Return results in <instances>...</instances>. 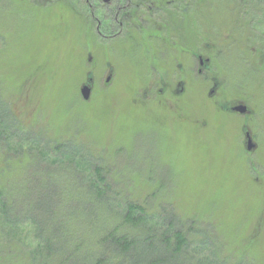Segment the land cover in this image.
<instances>
[{
	"label": "rangeland",
	"instance_id": "obj_1",
	"mask_svg": "<svg viewBox=\"0 0 264 264\" xmlns=\"http://www.w3.org/2000/svg\"><path fill=\"white\" fill-rule=\"evenodd\" d=\"M84 2L0 0V102L15 116L5 133L10 136L7 147L6 137H0V167L4 152L20 142L45 157L32 173L27 169L17 179L24 189L15 190L14 198L10 191L4 197L7 202L13 198L9 202L15 207L5 213L8 222L0 211V264H29L39 235L53 247L57 262L91 264L97 254L113 248L98 242L105 232L116 228L139 237L158 235L169 227L171 210L194 242L164 264H264V152L242 156L226 120L216 123L219 134L211 130L207 82L196 97L189 88L176 98L173 84L172 91L150 95V75L124 68L131 62L119 59L131 56L125 48L113 54L122 68L107 83L106 70L97 63L102 54H92L89 61L86 51H93L92 46L84 49ZM192 3L200 4L194 18L201 25L213 23L225 30L241 5L247 18L257 15L264 24V0ZM189 17L182 29L191 41ZM227 81L229 99L241 96L238 87L244 83L247 98L256 104L255 72L229 75ZM83 85L90 88L87 99L81 94ZM199 110L205 126L196 123ZM15 118L22 120L20 131ZM57 142L72 145L64 151L75 149L77 156L90 152L102 157L106 180L114 182L97 204L89 203V177H77L68 166H51L49 146ZM129 202L144 209L136 213L142 221L134 228L121 221ZM134 251L129 255L143 262L164 255L139 245Z\"/></svg>",
	"mask_w": 264,
	"mask_h": 264
},
{
	"label": "flooded vegetation",
	"instance_id": "obj_2",
	"mask_svg": "<svg viewBox=\"0 0 264 264\" xmlns=\"http://www.w3.org/2000/svg\"><path fill=\"white\" fill-rule=\"evenodd\" d=\"M193 1L85 0L84 49L90 46L93 49L86 51L87 59L91 61L92 54H102L97 60L98 68L104 67L105 81L109 83L111 76L122 68L113 54L116 50L128 49L131 56L119 59L126 64L131 62L124 68L150 75L147 85L150 95L172 91L173 84L176 98L184 96L189 88L188 92L191 90L196 97L207 82L206 96L212 106V118L208 122L211 130L214 127L213 132L219 134L221 131L216 125L226 120L233 127L234 144L242 156L249 157L259 150L264 152L263 19L255 18L257 15L247 18L249 14L241 5V13L225 30L213 23L201 25L199 18H194L200 15V4ZM189 16H193L191 41L182 29L190 23ZM94 43L98 45L94 47ZM103 58L108 60L104 62ZM251 70L257 74L259 83L256 104L247 98L244 83L238 87L241 96L236 94L234 99H229L228 76H240ZM198 114L196 123L205 126L207 121L198 119L201 110Z\"/></svg>",
	"mask_w": 264,
	"mask_h": 264
},
{
	"label": "trees",
	"instance_id": "obj_3",
	"mask_svg": "<svg viewBox=\"0 0 264 264\" xmlns=\"http://www.w3.org/2000/svg\"><path fill=\"white\" fill-rule=\"evenodd\" d=\"M0 103V137H6V143L3 144L7 147L10 143V136H6L5 133L8 129L9 123H11V120H14L13 117L15 116L13 115L14 112L12 111V109H10L11 107L7 108L4 102ZM16 120L19 121L17 123L19 124L20 131L23 125L22 120H20L19 118H17ZM21 144L22 142H20L17 147L8 148L2 156L3 166L0 167V211L4 214L3 218L6 222H8V220L5 213H7L8 211L10 212V209L12 207H15L14 201L9 202L14 198L15 190L19 191L21 189H24L23 184L19 183L18 181L20 180V177H22L20 175L23 174V172H25V170L27 169L29 173H32L35 165H38L39 163L43 162L42 159H45V157L43 156L44 153H33V147L29 146L28 148L24 149L21 147ZM25 144H31L30 139L27 138L25 140ZM71 146L72 145L68 146L67 144H61L58 142L51 144V146H49L52 156L50 161L51 166L58 164V166L56 167L57 169L59 166H68L70 170L76 174L77 177H81V179H83L84 177H89L90 180L87 183V187L93 191V197L89 199V203L91 205H95L97 204L95 202L99 199V196L103 194L107 189H110V185L114 181H112L111 179L106 180L105 171L107 169H105L106 167L104 166V164H102L103 162L101 156L93 153L91 154L90 152L87 157L77 156L75 153H73L75 149H70L69 152L64 151V149L68 150ZM61 155L63 158L57 159V157ZM94 159H96L98 163H94L93 161H91ZM49 173L47 174L50 175ZM10 178H12L11 181L6 180ZM127 178L130 181V175H127ZM13 181H15V183L12 185ZM9 191L12 192L13 198H11L7 202V200H4V197ZM5 202L7 204H5ZM141 210H144L141 206L130 202L127 203L125 211L126 214L124 216H121V221L122 224H124L125 228H134L141 223L140 221H142V216L141 218H139L136 214L142 213ZM134 212L135 215H133ZM171 213L173 215L172 218H170V216L169 218H167L169 227L164 229V231L158 235H155L152 232H148L144 234L143 237L142 235H140L139 237L134 235L132 232L126 231V229H122L120 231L118 230V233L116 228H112L109 231L105 232L104 235L101 236L102 240H100V238L98 242L100 243L102 241L103 243L104 241V244L106 243V245L108 246L110 244L113 248L110 252L106 253L104 249L103 251L105 253L97 254L98 257H95L92 260L91 264H164L165 261H172L179 257V255H183L182 252L184 251L186 253L190 247V243L194 242V235L189 232H184V229L181 227V219L176 216L172 210ZM172 219H174V226L172 223ZM35 222L36 221H33V223ZM39 226L40 223H38V227ZM38 239V246L36 247V249L31 250L30 254L28 255V257H31V260L28 263L61 264V261L57 262L58 260L55 259L57 254L54 252L53 247L49 246L48 240L45 242L40 237V235ZM206 241L208 245L209 240ZM40 243L42 244V246H40ZM138 245L145 247L151 252L160 251L161 254L164 255L163 257L157 258L154 261H149L150 263L147 261L143 262L144 260L142 261L138 257L132 258L128 252H133L134 254L136 252L134 250ZM117 258L118 260H116ZM106 259L108 260V263L106 262Z\"/></svg>",
	"mask_w": 264,
	"mask_h": 264
},
{
	"label": "water",
	"instance_id": "obj_4",
	"mask_svg": "<svg viewBox=\"0 0 264 264\" xmlns=\"http://www.w3.org/2000/svg\"><path fill=\"white\" fill-rule=\"evenodd\" d=\"M81 94H82V97L84 99H87L89 97V94H90V88H89V86L83 85L81 87Z\"/></svg>",
	"mask_w": 264,
	"mask_h": 264
}]
</instances>
